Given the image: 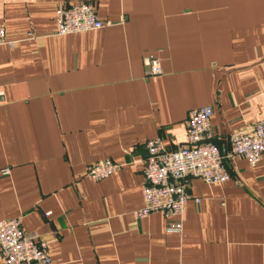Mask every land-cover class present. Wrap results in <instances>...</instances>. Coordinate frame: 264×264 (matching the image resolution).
Listing matches in <instances>:
<instances>
[{"label": "crops", "instance_id": "obj_1", "mask_svg": "<svg viewBox=\"0 0 264 264\" xmlns=\"http://www.w3.org/2000/svg\"><path fill=\"white\" fill-rule=\"evenodd\" d=\"M78 3L105 27L56 35ZM0 26V221L22 218L55 264H264V155H231L264 120V0H0ZM208 106L231 178L192 180L179 219H137L146 143L184 147ZM101 161L119 169L94 182Z\"/></svg>", "mask_w": 264, "mask_h": 264}, {"label": "built area", "instance_id": "obj_2", "mask_svg": "<svg viewBox=\"0 0 264 264\" xmlns=\"http://www.w3.org/2000/svg\"><path fill=\"white\" fill-rule=\"evenodd\" d=\"M58 36H67L100 30L105 27L95 8L88 3L62 6L57 9ZM6 44L5 28L0 26V46ZM150 76H159L162 70L154 60H148ZM212 107H203L189 113L186 122L187 144L178 150H167L160 137L145 145L143 168L144 207L135 213L137 219L161 213L165 218L179 219L191 199L190 182L201 180L212 185L228 181L231 176L226 157L211 139ZM231 155L247 160L256 168L264 155V120L250 131H241L231 137ZM119 169L111 161H101L88 170L87 177L102 181ZM5 175L8 171L4 172ZM198 202V201H197ZM183 225H169L170 232H181ZM0 260L2 264H55L50 258L46 242L24 231L22 218L0 221Z\"/></svg>", "mask_w": 264, "mask_h": 264}]
</instances>
